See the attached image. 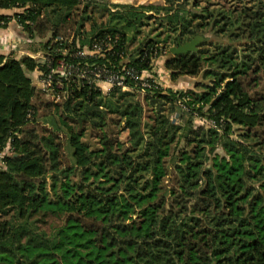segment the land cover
Instances as JSON below:
<instances>
[{"label":"trees","instance_id":"16d2710c","mask_svg":"<svg viewBox=\"0 0 264 264\" xmlns=\"http://www.w3.org/2000/svg\"><path fill=\"white\" fill-rule=\"evenodd\" d=\"M165 1L146 6L156 26L178 44L203 37L165 66L173 79L202 77L199 89L144 78L159 46L144 36L129 48L136 9L94 23L90 55L76 30L90 20L77 17L82 0H0L14 9L0 27L15 19L43 51L0 53V148L12 151L0 168V264H264V0ZM59 60L46 94L61 99L39 98ZM95 72L123 85L105 92ZM184 110L210 124L173 118Z\"/></svg>","mask_w":264,"mask_h":264},{"label":"rangeland","instance_id":"374dc122","mask_svg":"<svg viewBox=\"0 0 264 264\" xmlns=\"http://www.w3.org/2000/svg\"><path fill=\"white\" fill-rule=\"evenodd\" d=\"M201 6L210 4L211 6H223L224 8H229L232 6H235L236 4H240V2H244L245 0H197ZM165 0H82V3L80 5V9L77 11V13H80L77 17H85L90 16V20H86L85 27L82 29L79 27L77 30L82 32L81 37L79 39L80 44H83L82 52L80 54L88 53L90 55H96L98 53L91 50L90 46L88 45V39L89 35L87 32L90 33L92 30V26H94V23L97 22V24H100L103 21H106L111 17V15L114 12L120 11L126 12V14L130 11L131 8L136 9V11L142 13L141 19H139L137 22H134L130 29L125 33L124 39L127 40L128 46L131 50H133L137 44L138 41L144 37H152L156 38L158 40V46L159 48L156 50V53L158 52L157 58L153 59L152 61V69L146 70L144 72V78H153L157 83H159L163 88L168 89H174V90H188V89H199L196 84L200 81H202V77L200 76H190L185 75L181 76L178 79H173L171 77V72L166 68L165 61L167 57L169 56L170 48L173 46H177L178 43H175L173 40V31L171 27H163V26H156L155 24V18L156 16L151 17V14H156L154 10H151V8H146V6H151V4L155 5H164ZM86 3H90L89 6H86ZM74 17V16H73ZM76 17V18H77ZM75 18V17H74ZM74 18L72 21H74ZM95 27V26H94ZM63 28L69 30L70 25L66 24ZM161 34V35H160ZM133 35L132 37L134 39H129L128 36ZM159 35V36H158ZM64 37V32L60 35ZM67 36V37H66ZM72 35L70 31L65 35L66 38H70ZM43 39V38H42ZM37 43L32 45V57L36 58L38 61H43V51H42V42L40 39ZM44 40V39H43ZM82 40V41H81ZM27 42H30L27 40ZM29 52V51H28ZM61 63L62 60H59ZM64 70L62 65L59 64L55 68ZM39 70L30 71L29 74L36 79V76L41 74V72L35 73ZM65 72V70H64ZM94 77L92 80H95L96 83L105 91L107 92L111 87L109 80L112 78V74H107L106 76H102L101 73H94ZM37 81V80H36ZM144 85H147L144 82ZM39 86V87H38ZM37 86V96L39 98H44L47 100H55L54 96L52 94L50 95L49 92L43 91L42 86ZM141 95V98L143 99L144 94L139 93ZM61 99V98H60ZM58 99V100H60ZM173 118L180 122H187L188 119L190 123H204L209 125L210 121L207 119H204L202 117H191V115L187 112V110L181 111L179 114H173ZM42 121H46L47 124L52 125L51 117H43L41 118ZM126 134L122 132L121 136H125ZM236 136V135H234ZM82 140L90 145V147L94 146L95 139L92 136V133L90 132V129H87L84 136L82 137ZM219 152H222L221 149L218 150ZM12 153L11 149L6 148L5 150L0 148V168L6 167V163L4 162V156L10 155ZM8 215H2L0 214V219H8ZM49 221H54L58 223L59 218L56 216L49 217ZM39 222V221H38ZM43 228H47L49 230L50 224L47 223L45 225L44 223H39Z\"/></svg>","mask_w":264,"mask_h":264},{"label":"crops","instance_id":"0c3cea01","mask_svg":"<svg viewBox=\"0 0 264 264\" xmlns=\"http://www.w3.org/2000/svg\"><path fill=\"white\" fill-rule=\"evenodd\" d=\"M14 9H0L1 14L12 15ZM27 42L21 26L15 21L11 20L6 27H0V53L16 52L18 55L29 54L32 55V49ZM29 51V52H28ZM39 71L35 72L38 73ZM37 77V76H36Z\"/></svg>","mask_w":264,"mask_h":264},{"label":"built area","instance_id":"2783aa9c","mask_svg":"<svg viewBox=\"0 0 264 264\" xmlns=\"http://www.w3.org/2000/svg\"><path fill=\"white\" fill-rule=\"evenodd\" d=\"M91 50H93L94 52H99V50H100V47L98 46V45H94L93 46V48L91 49ZM60 65H62V67H63V69H64V64H63V62H61V64ZM65 70V69H64ZM64 70H61V69H55V70H52L50 73H48L47 75H45V76H42L41 78H40V81H39V85L40 86H42V90H49V91H51V88H52V76H53V74H54V72H61V73H64ZM127 72H129L130 74H132L131 73V71L130 70H127ZM109 83H110V85L112 86L113 84H118V85H123V81H122V79H120L118 76H115V75H113L112 76V78L109 80ZM110 86V87H111ZM55 97V99H59L60 98V96L59 95H56V96H54Z\"/></svg>","mask_w":264,"mask_h":264},{"label":"water","instance_id":"95a60500","mask_svg":"<svg viewBox=\"0 0 264 264\" xmlns=\"http://www.w3.org/2000/svg\"><path fill=\"white\" fill-rule=\"evenodd\" d=\"M203 40L201 35H196L193 39L186 41L184 43H179L177 46H173L170 48V51L173 54H180V53H188L193 50L198 49V45Z\"/></svg>","mask_w":264,"mask_h":264}]
</instances>
